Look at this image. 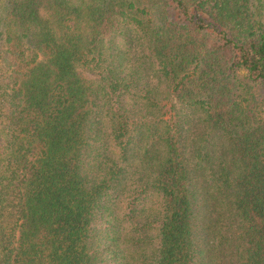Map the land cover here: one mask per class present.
I'll use <instances>...</instances> for the list:
<instances>
[{
	"label": "trees",
	"instance_id": "16d2710c",
	"mask_svg": "<svg viewBox=\"0 0 264 264\" xmlns=\"http://www.w3.org/2000/svg\"><path fill=\"white\" fill-rule=\"evenodd\" d=\"M0 264H264V0H0Z\"/></svg>",
	"mask_w": 264,
	"mask_h": 264
}]
</instances>
